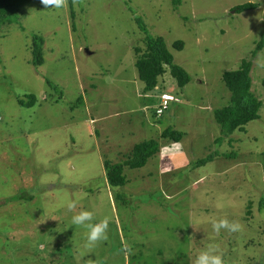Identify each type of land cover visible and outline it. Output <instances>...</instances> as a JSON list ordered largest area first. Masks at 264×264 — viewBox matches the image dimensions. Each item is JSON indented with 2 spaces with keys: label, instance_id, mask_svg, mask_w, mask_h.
I'll use <instances>...</instances> for the list:
<instances>
[{
  "label": "rangeland",
  "instance_id": "1",
  "mask_svg": "<svg viewBox=\"0 0 264 264\" xmlns=\"http://www.w3.org/2000/svg\"><path fill=\"white\" fill-rule=\"evenodd\" d=\"M173 1L67 0L61 9L28 1L21 27L0 29V224L13 207H24L5 198L28 188L37 193L34 202L49 200L57 212L34 221L17 213L23 223L8 233L10 247L21 242L15 264H191L209 244L219 247L224 264H264V68L255 63L264 46L251 54L264 38V0ZM249 1L258 6L233 10ZM136 16L190 75L183 89L166 67L156 89L143 93L134 48H145V33ZM32 34L44 39L37 66ZM175 40L182 49L172 47ZM243 59L251 60L260 116L216 140L214 109L230 96L222 74ZM163 90L176 100L159 118L154 105ZM24 93L35 95L34 105L18 103ZM166 127L181 131V140H160ZM151 138L160 140L158 153L143 167H125L130 181L122 189L105 186L103 155L119 162ZM58 179L63 189L54 198ZM72 201L75 212L93 213L92 223L109 218L107 241L85 246L87 229L73 225L67 209ZM221 218L238 221L241 231L215 233L211 221Z\"/></svg>",
  "mask_w": 264,
  "mask_h": 264
},
{
  "label": "trees",
  "instance_id": "2",
  "mask_svg": "<svg viewBox=\"0 0 264 264\" xmlns=\"http://www.w3.org/2000/svg\"><path fill=\"white\" fill-rule=\"evenodd\" d=\"M28 1L35 0H0V29L1 31H5V29L12 27L14 25L15 28L21 27V23L19 21V16L23 14L21 10V6ZM174 3H178L179 0H174ZM258 6L257 2H244L239 5L233 7L237 13L243 12L248 9H254ZM71 16L73 17V9L70 7ZM135 21L138 24V27L145 33L144 34V44L145 48L141 49L140 47L134 48L135 53V66L137 70L138 78L143 83V93L146 94L152 90H155L158 84L160 83V77H162L166 70L165 68H169L170 75L176 80V84L179 89H183L186 83L190 80V75L188 72L180 65L174 63L173 54L169 51L162 36L151 35L145 26L143 20L140 16L135 17ZM3 27V28H2ZM44 45V39L41 35L32 34V40L30 44L31 50V63L34 66H37L43 61L42 49ZM264 46V38L258 41L256 48L252 51V56L256 55V51L261 49ZM172 47L176 50H180L183 48L182 40H175L172 43ZM251 60L243 59L240 66L235 70L225 71L222 74V81L226 88L228 89L230 96L229 101L226 105L220 108L214 109V119L218 123L220 128V136L216 139L222 137V135L231 134L235 130L245 131V126L249 121L255 120L259 118V110L262 105L261 100L255 95L252 87V81L250 76L251 71ZM164 80V79H163ZM51 88L55 89L57 86L54 84L50 85ZM160 92L159 94L163 93ZM168 92V91H167ZM173 95V93L169 92ZM26 99L17 97L18 103L22 106H32L36 101L35 95L32 93H24ZM175 96V95H174ZM176 98V97H175ZM165 112V111H164ZM164 112L160 115H156L155 111L153 112L155 116L161 118ZM183 133L171 127L164 128L160 133V140L165 139L166 141H175L179 142L181 140ZM222 139V138H221ZM160 140L156 139H147L135 143L131 149H128L125 152V156L123 154L122 158H119V162H116V159H111L103 155L102 165V179L106 186L111 188H118L123 186L130 181V179L126 178V175L123 173L125 167L128 168H140L143 167L147 160L158 153L160 149ZM213 154H208L206 157L200 158L192 163V167H197L202 164H205L208 160L211 159ZM223 155L231 156L233 154ZM115 160V161H114ZM100 171V173H101ZM58 177L60 174H57ZM57 188H53L50 195L54 198L61 193V188L63 182L58 181L51 183ZM68 187L71 186V183L68 184ZM117 190V189H116ZM38 191V190H37ZM66 191V190H65ZM72 193V190H70ZM37 193L29 192V188L27 191L20 190L19 192L14 193L13 195H9L5 198L4 203H15L14 206H24L23 211L17 210L14 213L13 211L9 212V221L5 222V218L3 219V223L0 224V247L5 248L4 254L9 253V259H4V254H0V264H15V259H13L12 253L13 251L19 250L20 241H14L12 247H10V239L8 237V233L15 229V225L20 218H18L17 213L23 212L26 216L31 219V221L36 220L46 214L50 217H57V212L53 211L50 208V202L40 200L39 203L34 200L36 199ZM56 195V196H55ZM117 195H119L117 193ZM57 198V197H56ZM51 201V200H50ZM260 207L264 206L263 200L259 201ZM54 212V214H53ZM66 221H64L65 223ZM23 223L20 221L17 225ZM53 224V223H52ZM50 221L47 226H50ZM39 229V228H38ZM43 224L40 225V232L44 231ZM39 244L45 245L43 242ZM38 244V245H39ZM37 246V245H36ZM61 246V243H59ZM11 248L14 250L11 251ZM37 252L36 250L33 253ZM26 257V256H25ZM183 258H186V255L183 254ZM27 259V258H25ZM87 261L86 259H82ZM11 262V263H10ZM17 264V263H16Z\"/></svg>",
  "mask_w": 264,
  "mask_h": 264
},
{
  "label": "clouds",
  "instance_id": "3",
  "mask_svg": "<svg viewBox=\"0 0 264 264\" xmlns=\"http://www.w3.org/2000/svg\"><path fill=\"white\" fill-rule=\"evenodd\" d=\"M39 2L41 5H43L45 9L49 7H55L57 9H61L67 6V0H39ZM73 2L76 3L78 2V0H73ZM255 63L257 67L264 68V57L258 56ZM159 96L160 94L157 96V102L159 100ZM154 106L156 107V104ZM76 208H77V202L75 201L69 202L67 204V209L75 213L72 216V220H71L72 224L75 226H83L84 228L87 229L85 246L88 248H93L99 242L107 241L109 218L105 217L102 220H100L98 223H92L94 219L92 212L86 210L75 212ZM211 226L213 231L217 234H219L221 230H224L228 233H236L241 231L242 229V225L238 221L235 220L230 221L227 218L212 220ZM88 264H94V262L92 260H89ZM191 264H224L223 253L220 252L219 247L217 245L209 244L205 250H202L198 253L195 259L191 261Z\"/></svg>",
  "mask_w": 264,
  "mask_h": 264
},
{
  "label": "built area",
  "instance_id": "4",
  "mask_svg": "<svg viewBox=\"0 0 264 264\" xmlns=\"http://www.w3.org/2000/svg\"><path fill=\"white\" fill-rule=\"evenodd\" d=\"M173 100H176V98L169 92L161 93L155 107L156 115L162 114L168 108L169 102Z\"/></svg>",
  "mask_w": 264,
  "mask_h": 264
},
{
  "label": "crops",
  "instance_id": "5",
  "mask_svg": "<svg viewBox=\"0 0 264 264\" xmlns=\"http://www.w3.org/2000/svg\"><path fill=\"white\" fill-rule=\"evenodd\" d=\"M145 96H146V94H145Z\"/></svg>",
  "mask_w": 264,
  "mask_h": 264
}]
</instances>
